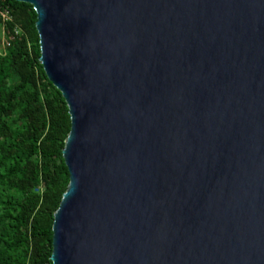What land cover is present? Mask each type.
<instances>
[{"label":"water","instance_id":"obj_1","mask_svg":"<svg viewBox=\"0 0 264 264\" xmlns=\"http://www.w3.org/2000/svg\"><path fill=\"white\" fill-rule=\"evenodd\" d=\"M70 115L52 264H264V0H17Z\"/></svg>","mask_w":264,"mask_h":264},{"label":"trees","instance_id":"obj_2","mask_svg":"<svg viewBox=\"0 0 264 264\" xmlns=\"http://www.w3.org/2000/svg\"><path fill=\"white\" fill-rule=\"evenodd\" d=\"M9 19L0 53V264H52L53 213L69 172L67 104L38 59L32 5L0 0ZM17 29V32H15Z\"/></svg>","mask_w":264,"mask_h":264},{"label":"built area","instance_id":"obj_3","mask_svg":"<svg viewBox=\"0 0 264 264\" xmlns=\"http://www.w3.org/2000/svg\"><path fill=\"white\" fill-rule=\"evenodd\" d=\"M7 19H9V14H8L7 9L0 6V22L4 23V21H6ZM2 28H3L4 32H5L6 30H5V27H4L3 24H2ZM15 32H17V29H15ZM8 44H9L8 40L5 37L4 46L8 45Z\"/></svg>","mask_w":264,"mask_h":264},{"label":"rangeland","instance_id":"obj_4","mask_svg":"<svg viewBox=\"0 0 264 264\" xmlns=\"http://www.w3.org/2000/svg\"><path fill=\"white\" fill-rule=\"evenodd\" d=\"M4 40H5V32L2 28V24L0 23V53L4 48Z\"/></svg>","mask_w":264,"mask_h":264}]
</instances>
